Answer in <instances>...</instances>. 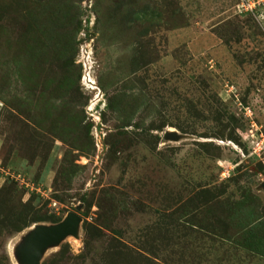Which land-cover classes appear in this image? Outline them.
Returning <instances> with one entry per match:
<instances>
[{
    "label": "rangeland",
    "instance_id": "1",
    "mask_svg": "<svg viewBox=\"0 0 264 264\" xmlns=\"http://www.w3.org/2000/svg\"><path fill=\"white\" fill-rule=\"evenodd\" d=\"M248 134L264 0H0V264L70 211L40 264H264Z\"/></svg>",
    "mask_w": 264,
    "mask_h": 264
},
{
    "label": "water",
    "instance_id": "2",
    "mask_svg": "<svg viewBox=\"0 0 264 264\" xmlns=\"http://www.w3.org/2000/svg\"><path fill=\"white\" fill-rule=\"evenodd\" d=\"M184 135L175 131H166L164 140L177 141ZM80 206H77L78 210ZM80 215L77 211H70L59 222L53 224H36L22 236L15 253L20 264H40L44 252L53 246H57L64 238L77 235L80 223Z\"/></svg>",
    "mask_w": 264,
    "mask_h": 264
},
{
    "label": "built area",
    "instance_id": "3",
    "mask_svg": "<svg viewBox=\"0 0 264 264\" xmlns=\"http://www.w3.org/2000/svg\"><path fill=\"white\" fill-rule=\"evenodd\" d=\"M241 6H243L244 9H247V8H250V11H252V5L250 2L247 1V3H242ZM84 42V40H83ZM83 42L80 44V48L83 47ZM88 43V42H86ZM87 49V48H86ZM86 51V50H85ZM80 57V55H79ZM80 62H83V60H81ZM83 67H85V73L82 75V84L83 85H90L91 82H90V78H89V71L88 69H90L91 67L89 66V64L87 65L86 63H83ZM248 110L249 108L248 107H244V111H246L248 113ZM249 117H251V114L248 113L247 114ZM248 117V118H249ZM252 122L250 121L249 125H251ZM262 135V134H261ZM247 136V135H246ZM246 140H248L249 144H248V150L251 154H254V155H261V154H264V139L263 140H255L250 134H248Z\"/></svg>",
    "mask_w": 264,
    "mask_h": 264
},
{
    "label": "bare ground",
    "instance_id": "4",
    "mask_svg": "<svg viewBox=\"0 0 264 264\" xmlns=\"http://www.w3.org/2000/svg\"><path fill=\"white\" fill-rule=\"evenodd\" d=\"M182 138H183V137H182ZM20 242H21V240L19 241L18 244H20ZM18 244L14 247L13 254H14V257H15V260L17 261V263L20 264V262H19V260H18V258H17L18 255L15 254V253L17 252L16 250H17V246H18ZM9 245H10V244H9ZM9 248H10V247H9Z\"/></svg>",
    "mask_w": 264,
    "mask_h": 264
},
{
    "label": "trees",
    "instance_id": "5",
    "mask_svg": "<svg viewBox=\"0 0 264 264\" xmlns=\"http://www.w3.org/2000/svg\"><path fill=\"white\" fill-rule=\"evenodd\" d=\"M81 27H83V26H81ZM81 27H80V28H81ZM80 28H79V29H80Z\"/></svg>",
    "mask_w": 264,
    "mask_h": 264
}]
</instances>
